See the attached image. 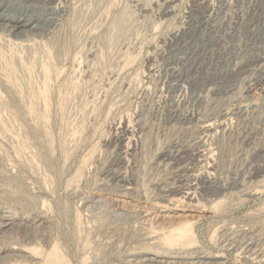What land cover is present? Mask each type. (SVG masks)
Returning a JSON list of instances; mask_svg holds the SVG:
<instances>
[{"label": "rangeland", "instance_id": "1", "mask_svg": "<svg viewBox=\"0 0 264 264\" xmlns=\"http://www.w3.org/2000/svg\"><path fill=\"white\" fill-rule=\"evenodd\" d=\"M0 3V264H264V0Z\"/></svg>", "mask_w": 264, "mask_h": 264}, {"label": "bare ground", "instance_id": "2", "mask_svg": "<svg viewBox=\"0 0 264 264\" xmlns=\"http://www.w3.org/2000/svg\"><path fill=\"white\" fill-rule=\"evenodd\" d=\"M14 0H9V4L7 5L11 10L15 9L16 6L13 4V3H10V2H13ZM22 1H31V0H22ZM32 1H35V0H32ZM43 1H49V0H43ZM15 3V2H14ZM38 3V2H37ZM1 4V3H0ZM16 4V3H15ZM18 6V5H17ZM29 7V6H28ZM23 8V7H22ZM73 8V7H72ZM28 9V8H27ZM57 13V12H56ZM2 14V12H1ZM2 16V15H0ZM32 18L34 17H25V19H18V20H15L14 22H12V28L13 30H17V31H23L25 30L26 27H28L29 25H31L32 23ZM37 20V19H36ZM201 21V20H200ZM196 23V22H195ZM11 25V24H10ZM27 31V30H26ZM13 32V31H12ZM54 47V46H53ZM33 49V48H32ZM40 50V49H39ZM32 53V52H31ZM207 83V82H206ZM169 153V152H168ZM158 166V165H157ZM189 168V167H188ZM250 170V169H249ZM249 172V171H248ZM172 177V176H171ZM170 179V178H169ZM256 183V182H255ZM247 186V185H246ZM102 202V201H101ZM115 218V217H114ZM39 222V221H38ZM24 223V222H23ZM4 224V223H3ZM12 225V223H10ZM22 225V224H21ZM6 226H10L8 224H4V225H0V232L2 231V229H4ZM34 226V225H33ZM38 226V225H37ZM22 227V226H20ZM27 228H30V227H27ZM31 229V228H30ZM33 229V228H32ZM35 229H36V226H35ZM26 232V231H25ZM26 234V233H25ZM241 236V234H240ZM242 238V237H241ZM248 241V240H247ZM251 241V240H250ZM227 243V242H226ZM223 244V243H222ZM228 244V243H227ZM239 245V244H238ZM255 246L254 243H250L248 247H250V250L253 249V247ZM234 247V246H233ZM239 247V246H238ZM256 247V246H255ZM248 249V248H247ZM255 249V248H254ZM257 250V249H256ZM248 251V250H247ZM249 252V251H248ZM251 252V251H250ZM254 252V251H253ZM252 253V252H251ZM258 253V252H257ZM251 255V254H250ZM255 256H258V254H254ZM249 258V257H248ZM150 259V258H149ZM199 259V258H198ZM153 260V259H152ZM165 260V259H164ZM248 260V259H247ZM154 261H155V258H154ZM163 261V260H162ZM201 261V260H200ZM199 261V262H200ZM206 261V260H205ZM149 262V261H148ZM197 262V261H196ZM194 262V263H196ZM203 261H201L202 263ZM139 263V262H138ZM141 263V261H140ZM206 263V262H205ZM165 264V263H164ZM200 264V263H199Z\"/></svg>", "mask_w": 264, "mask_h": 264}]
</instances>
